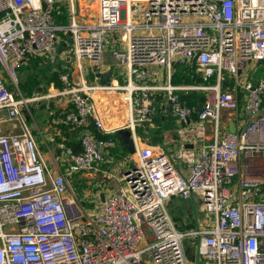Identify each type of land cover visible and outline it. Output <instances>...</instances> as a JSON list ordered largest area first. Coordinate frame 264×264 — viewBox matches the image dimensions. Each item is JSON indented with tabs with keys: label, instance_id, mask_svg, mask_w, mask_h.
<instances>
[{
	"label": "built area",
	"instance_id": "1",
	"mask_svg": "<svg viewBox=\"0 0 264 264\" xmlns=\"http://www.w3.org/2000/svg\"><path fill=\"white\" fill-rule=\"evenodd\" d=\"M107 50L126 84L87 85L82 62L96 75ZM71 58L77 77L60 73L62 90L20 91L23 65ZM176 63L200 82L171 84ZM154 68L166 69L167 83L154 82ZM100 90L124 94L122 127L99 118L92 93ZM190 92L202 94L197 108L181 100ZM59 96L68 99L63 123L79 132L93 122L103 138L81 131L80 152L62 142L61 156L47 147L45 158L32 107ZM158 97L180 126L174 157L135 144L136 129L157 117ZM121 133L137 161L87 207L73 180L103 174ZM175 197L199 204L196 229L176 227L167 208ZM188 237L197 264H264V0H0V264H187Z\"/></svg>",
	"mask_w": 264,
	"mask_h": 264
},
{
	"label": "crops",
	"instance_id": "2",
	"mask_svg": "<svg viewBox=\"0 0 264 264\" xmlns=\"http://www.w3.org/2000/svg\"><path fill=\"white\" fill-rule=\"evenodd\" d=\"M93 4L95 7L96 2H93L92 5ZM38 61L42 62V66L43 63L45 62H48L50 64L48 60H44V59H37L31 62H38ZM29 64L26 67L31 66ZM49 64L47 65V68L49 66L51 67V68L49 67V72L51 75L55 72L58 73L59 75L60 73L64 72L65 69H67L70 71L71 78L73 79V81L76 79L77 70L74 67V62L72 63V58L71 60L65 59V61H61V62L58 61L57 66L56 65L51 66ZM82 67H83L84 78L86 76L87 77L91 76L92 77L91 85L93 86H101L107 84L110 85L126 84L127 77L125 75V71L122 68H119V66H115V64L110 58V52L108 50L106 51L105 54V63L103 66H100L98 68L96 75L95 74L92 75L93 71L87 62H82ZM30 68H32V66ZM174 72H175L174 67H172L171 77ZM166 75L167 74L165 68H154L152 79L155 78L154 82L157 84H165L167 83ZM152 79H149L148 84L152 83ZM170 82H171V78H170ZM214 83L215 80L209 81V84L211 85ZM171 84L173 83L171 82ZM173 85H182V84H173ZM49 86H52L51 91H54L55 88L54 83H51ZM55 90H59V89L55 88ZM38 94H42V92L38 91ZM92 94H94L93 100L96 106L98 116L102 120L104 126L107 129H115V128L118 129L123 125H125V123L129 119V114H128V109L127 110L123 109L120 103V101H122V96H124L122 92H105L100 90V91H94ZM197 94L202 95L200 93ZM67 101L68 99L65 100V103L61 106V108L58 109V111H56V113L58 112V116H54V118L52 117L53 119L51 122L53 127L51 128V135L47 134L46 132L47 128L45 129V127H40V129H38L37 127L38 125H36L34 121L37 128L34 129L33 133L44 155H46V153L43 152V149L44 151L45 150L47 151V147H48V149L51 152L54 151V153L53 152L52 153L55 156H61L59 155L60 153L57 151V146L59 143L64 142L65 145H67L68 147H70L68 145L69 143L80 144L78 139V137L81 135L80 132L88 131L87 128H82L79 132L78 131L75 132V130L72 129L70 125L63 123L62 120L63 116L61 114L63 112V109H68ZM47 104L49 108L50 103L47 102ZM164 106H165L164 100L158 97V100L155 102L157 117L152 124H149L144 127H138L136 129L137 138L135 144L138 148H142L145 146H152L157 150H164L165 152H168L171 155V157H174L177 154V149L179 147L177 142L176 130L180 126L179 124L176 123L175 120H173L170 116L164 113ZM36 108L37 106L33 105L32 110ZM30 121L31 119L29 120V122ZM139 129H141V131H139ZM115 141H116L115 147L107 150L110 162L108 165H106L105 167L106 171L103 174L96 176L86 175V177L75 178L73 180L74 187L77 193L79 194V197L82 199V201H84L87 207L99 204L107 195L113 193L116 188L109 189L108 193L103 197H101V195L99 196V194H101L103 191H107V186L111 187L110 186L111 180H115L117 183V179L120 176V174L125 170H127L128 168H132L135 165V162L137 161V155L135 152V147H133L131 143V137L125 135L124 133H121L115 138ZM134 155H135V160H132L131 156ZM174 161L177 166V169L180 170L182 174L187 175L188 174L187 166L185 164L178 162L176 158H174ZM63 166L64 163H61L60 167L63 168ZM106 173H111L112 178L108 180L105 177ZM174 200H179L180 202H182V204H180V206L177 209H174L170 206L171 201L173 202ZM171 201H169L167 204L169 213L172 211L173 213H177L179 215V212L181 211L180 209L184 205H189V206L191 205L193 207V209L190 207L192 210V211L190 210V214L188 215L190 218L188 220L182 219V221H180V226L177 225V222L174 219L175 215L170 214L178 230L182 232H188V231L190 232L196 229L198 227V224L201 222L203 218V214L200 211L199 204L193 199L189 201H183L179 198L178 199L174 198L171 199ZM193 211L195 215H193ZM144 246L145 243H142L140 245L141 248Z\"/></svg>",
	"mask_w": 264,
	"mask_h": 264
},
{
	"label": "rangeland",
	"instance_id": "3",
	"mask_svg": "<svg viewBox=\"0 0 264 264\" xmlns=\"http://www.w3.org/2000/svg\"><path fill=\"white\" fill-rule=\"evenodd\" d=\"M96 7V4H95ZM94 4L91 5V8H95ZM194 22H197V19H193ZM74 62V60L72 59V63ZM47 63V64H45ZM43 63L42 66V62L38 61V62H31L29 65L32 66V68L26 67L27 65H23L21 68H19L17 70V79L19 82V87H20V91L25 95L28 96L32 93L36 94L37 96H43V95H47L49 93H55L58 90L51 91L52 86H48L46 84L47 80L49 79V77L51 76L50 72H49V67L47 68L48 62ZM51 68V67H50ZM260 74V71L257 72H253L252 76H256ZM90 75V74H89ZM4 79H5V84L9 85V81L7 79L6 74H3ZM86 83L88 85H91L92 82V77H85ZM30 82V84H28ZM35 82V83H34ZM39 88V89H38ZM38 91L42 92V94H38ZM93 98H94V94H92ZM66 97H56V98H50L46 101H39L37 103H34V105L37 106L36 109H34L32 111L33 114V119L36 123V125H38V129H40V127H45L47 134L51 135V128L52 126V119L54 118L56 111H58V109L61 108V106L65 103ZM47 102L50 103V109L48 108V104ZM53 117V118H52ZM32 120V119H31ZM32 121L29 122L30 125H32ZM41 125V126H40ZM46 134V133H45ZM43 152L46 153V150ZM54 153V151H52ZM47 158H49V155L46 154ZM132 160H135V155L131 156ZM110 186H107V191H103L101 194H99V196L101 195V197L105 196L109 189H114L117 186V183L115 180H111L110 181ZM176 199H178L177 197H175ZM174 199V198H172ZM168 201H171L168 200ZM180 204H182V202H180L179 200H174L173 202L171 201L170 206L174 209H177ZM170 207V208H171ZM193 209V207L190 205H184L183 207H181V211L179 212V215L177 213H173L172 211L170 212L171 215H175L174 219L177 222V225L180 226V221H182V219H189L190 217L188 216L190 214V210L191 208ZM190 208V209H189ZM192 211V210H191ZM197 212V211H196ZM193 215L194 211H193ZM190 221V220H189ZM183 247H184V251H185V255H186V260H187V264H197V260H198V256L197 253L195 251V249L192 246V238H186L183 241Z\"/></svg>",
	"mask_w": 264,
	"mask_h": 264
},
{
	"label": "trees",
	"instance_id": "4",
	"mask_svg": "<svg viewBox=\"0 0 264 264\" xmlns=\"http://www.w3.org/2000/svg\"><path fill=\"white\" fill-rule=\"evenodd\" d=\"M62 19H58V17L56 18V21L59 22ZM62 35V34H60ZM174 70L175 72L173 73L172 77H171V82L173 84H185V85H191L192 83L195 82H200L197 79V76L195 74L194 68H188V67H184L179 63L174 64ZM190 76H193V78H191ZM59 75L58 73H53L49 79L47 80L46 84L49 86L51 83H54L55 88L62 90L63 86L61 84V82L58 79ZM214 80V79H211ZM35 83V82H34ZM30 84V82L28 83ZM201 99H202V95H198L196 92H190L188 93V95H182L181 100L186 103V105L188 107H195L197 108L198 106L201 105ZM55 116H58V112L55 114ZM88 131L95 133V136L98 139L103 138L102 136H100L99 134L96 133V128L93 124V122H91L89 124V126L87 127ZM139 131H141V129H139ZM75 153H78L81 151L80 148V144H72L69 143L68 144Z\"/></svg>",
	"mask_w": 264,
	"mask_h": 264
},
{
	"label": "water",
	"instance_id": "5",
	"mask_svg": "<svg viewBox=\"0 0 264 264\" xmlns=\"http://www.w3.org/2000/svg\"><path fill=\"white\" fill-rule=\"evenodd\" d=\"M235 128H230V132H234ZM190 148V146H188Z\"/></svg>",
	"mask_w": 264,
	"mask_h": 264
},
{
	"label": "bare ground",
	"instance_id": "6",
	"mask_svg": "<svg viewBox=\"0 0 264 264\" xmlns=\"http://www.w3.org/2000/svg\"><path fill=\"white\" fill-rule=\"evenodd\" d=\"M84 1H85V0H81V4H83V3H84ZM51 93H52V92H51Z\"/></svg>",
	"mask_w": 264,
	"mask_h": 264
}]
</instances>
